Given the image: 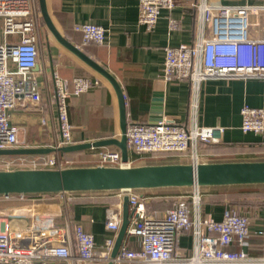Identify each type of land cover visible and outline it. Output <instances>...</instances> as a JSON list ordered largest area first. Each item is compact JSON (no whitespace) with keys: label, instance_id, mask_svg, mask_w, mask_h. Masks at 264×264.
I'll return each mask as SVG.
<instances>
[{"label":"built area","instance_id":"2783aa9c","mask_svg":"<svg viewBox=\"0 0 264 264\" xmlns=\"http://www.w3.org/2000/svg\"><path fill=\"white\" fill-rule=\"evenodd\" d=\"M138 22L152 30L164 8L171 9L175 0H139ZM261 7L253 4H223L217 13L210 5L203 14L211 20V34L194 44L169 45L165 48L163 77L190 79L197 88L202 80L211 78L264 79V38L253 34L259 25ZM42 16L37 0H0V149L24 147L21 126L11 120V110L20 101L40 104L42 84L36 77L42 47ZM169 27L177 22L170 18ZM75 29L82 34L84 44H103L106 29L96 23H78ZM11 63L15 64V69ZM101 79L74 77L69 80L54 74V99L58 130V145L74 142L68 114V98L80 95ZM243 132L264 134V107L248 104L241 109ZM46 123V119H42ZM224 127L176 124L162 118L149 124L132 122L127 128L128 148L137 154L189 155V162L199 163L198 144L219 143ZM99 165H123L119 148L102 147L98 152ZM22 158V157H20ZM22 159V165L27 164ZM32 167L63 168L55 157L34 159ZM14 162L0 158V168ZM131 165V159L128 163ZM193 187V194H181L172 200L162 215L147 206L146 198L129 190L133 213L119 253L112 257L115 238L123 219L120 205L106 210V228L112 235L97 245L95 236L80 224H71L67 215L63 224L53 217L37 218L28 224L25 207L30 195L0 194V205L18 206L17 212H0V264H264L263 256H251L243 249L250 232V216L226 206L221 219L211 212L202 213V186ZM66 197V201L72 199ZM78 192V191H77ZM89 192V191H87ZM21 221L23 223H21ZM73 226V227H72ZM192 231V249L180 245L183 234ZM131 241L136 245L131 246Z\"/></svg>","mask_w":264,"mask_h":264},{"label":"crops","instance_id":"0c3cea01","mask_svg":"<svg viewBox=\"0 0 264 264\" xmlns=\"http://www.w3.org/2000/svg\"><path fill=\"white\" fill-rule=\"evenodd\" d=\"M139 2L47 0L49 12L62 35L117 78L124 92L129 124L155 123L160 111L162 118L172 119L176 124L220 125L224 127L221 142L198 144L200 162L264 160V134L245 133L241 128V109L244 105L264 107V79L211 78L202 80L195 88L190 79L166 80L163 77L167 46L194 44L210 36L211 20H207L203 14L205 6L210 5L212 13H217L220 6L226 3L261 7L259 25L253 28V34L264 38V0H175L173 8L162 10L152 30H147L138 22ZM170 18L176 20V28L169 27ZM86 22L99 24L106 29L103 44L83 43L82 34L75 29V25ZM47 33L50 35L47 34L46 59H40L39 66L35 69L36 77L42 84L43 99L40 104L30 100L20 101L11 110V120L21 126V139L26 141L27 146L39 147L56 146L60 142L54 99V74L69 80L70 91L71 80L77 76L98 77L102 81L101 85L68 98L69 119L74 125L73 143L110 136L119 137V104L111 83L78 55L60 44L49 31ZM11 66L13 69L16 67L14 63ZM156 104H159L158 108L155 107ZM42 119H46V123ZM99 150L100 148H91L75 152L56 151L45 155L4 158L11 159L17 168H45L32 167L29 163L34 159L46 160L49 157L60 160L64 167L95 166L100 162ZM129 152L131 165L147 164L140 162L159 156ZM160 157L167 163H186L190 160L187 153L165 154ZM23 158L26 159L23 162L27 163L25 167L20 164ZM202 187V213L208 211L221 219L224 208L229 206L250 216V232L246 243H235L232 248L243 249L251 256H263L264 184ZM132 191L146 198L148 208L162 215L170 202L181 195L178 191L192 190L190 187H158L134 188ZM72 193L70 202L66 201V197L71 196V192L30 195L32 200L25 207L29 219L23 222L28 224L35 221L36 217H53L56 222L63 224L68 215L73 226L77 223L82 225L95 236L97 245L101 246L113 234L105 225L106 210L116 205H120L123 210V198L129 194V190ZM130 244L135 245L133 241ZM193 244L192 231L181 237L180 245L184 248L192 249Z\"/></svg>","mask_w":264,"mask_h":264},{"label":"water","instance_id":"95a60500","mask_svg":"<svg viewBox=\"0 0 264 264\" xmlns=\"http://www.w3.org/2000/svg\"><path fill=\"white\" fill-rule=\"evenodd\" d=\"M38 3L43 22L53 37L78 55L113 86L119 104L120 135L59 146L0 149V156H36L56 151L75 152L115 146L121 151L123 165L1 169L0 194L264 184V160L128 165L130 152L126 133L129 121L126 100L120 83L107 68L62 35L49 12L47 0H38ZM158 106L159 104L155 105L157 108ZM161 119L162 114L159 111L156 122ZM131 210L133 212L129 195L126 194L123 198L122 224L112 250V257L119 253L123 244L132 216Z\"/></svg>","mask_w":264,"mask_h":264},{"label":"rangeland","instance_id":"374dc122","mask_svg":"<svg viewBox=\"0 0 264 264\" xmlns=\"http://www.w3.org/2000/svg\"><path fill=\"white\" fill-rule=\"evenodd\" d=\"M37 2H38V0H37ZM38 5H39V3H38ZM47 31L48 30H47L46 25L43 24V27L41 29L42 47L40 49V59L43 60V61H45V59H46V53H47V42L46 41H47L48 35H50L49 33H47ZM160 156H162V155H159V156H156V157H152L150 159H147L146 162L144 160V161H142L140 163H147V164H149V163L150 164L167 163V162H165L166 160L162 159L163 157H160ZM168 163H172V162H168ZM21 166L22 167H25V165H21ZM13 167H15V168H13ZM17 167L18 166H16V164H15V165L10 166L9 168L4 167V170H6V169H18ZM1 169L2 168H0V170ZM171 188H182V187H171ZM202 188H204V187H202ZM179 190H183V189H179ZM190 190H193V187H190ZM178 192H180V194H189V195L190 194H193L192 191H188V192L178 191ZM231 197L234 198V199H236L235 196H231ZM17 210H18V206H15V205L14 206H11V205H8V204H6V205H0V212H4V213L10 212V213H12V212H17ZM184 235L185 234H183L182 236H184Z\"/></svg>","mask_w":264,"mask_h":264},{"label":"trees","instance_id":"16d2710c","mask_svg":"<svg viewBox=\"0 0 264 264\" xmlns=\"http://www.w3.org/2000/svg\"><path fill=\"white\" fill-rule=\"evenodd\" d=\"M42 23L44 24V22H43V19H42ZM205 143H207V142H205ZM211 144V143H210ZM213 144V143H212ZM215 144V143H214ZM218 144V143H217ZM165 162H167V161H165ZM226 186H231V185H225V186H220V187H226ZM54 192H50V193H27V195H38V194H53ZM55 193H57V192H55Z\"/></svg>","mask_w":264,"mask_h":264}]
</instances>
